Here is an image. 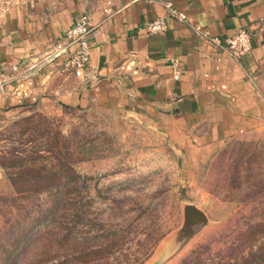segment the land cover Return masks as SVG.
<instances>
[{
	"label": "crops",
	"instance_id": "crops-1",
	"mask_svg": "<svg viewBox=\"0 0 264 264\" xmlns=\"http://www.w3.org/2000/svg\"><path fill=\"white\" fill-rule=\"evenodd\" d=\"M0 2L9 4L0 25V125L32 111L57 114L63 106L125 109L162 115L173 137L208 148L263 124L264 96L255 75L264 59V0ZM165 3L188 22L168 17ZM85 14L94 32L83 84L62 72L63 57L42 60L55 44L67 43V32ZM159 17L167 31L148 35L147 25ZM197 29L220 39L245 30L253 50L239 62L202 42Z\"/></svg>",
	"mask_w": 264,
	"mask_h": 264
},
{
	"label": "rangeland",
	"instance_id": "rangeland-1",
	"mask_svg": "<svg viewBox=\"0 0 264 264\" xmlns=\"http://www.w3.org/2000/svg\"><path fill=\"white\" fill-rule=\"evenodd\" d=\"M65 74L83 84L89 79V71L84 79ZM255 77L264 96V59ZM163 118L125 109L63 106L57 114L32 111L0 125V230L15 218L17 206H33L14 185L18 172L32 166L60 169L58 159L46 158L56 142L52 148L60 150L61 162L67 146L74 154L75 171L86 180L92 206H144L148 211L155 207L144 234L109 264H225L232 245L239 244L234 254L248 251L250 243L262 248L264 227L254 234L259 242H252L254 235L248 231L264 224V120L242 137L198 148L173 137ZM36 155L42 158L33 159ZM25 156L30 159L12 165L16 157ZM20 189L27 193L33 187ZM45 195H40L41 201H47ZM186 205L203 211L210 225L168 261L167 242L182 227ZM49 247L35 246L22 264H57L63 250L55 245V259L48 261Z\"/></svg>",
	"mask_w": 264,
	"mask_h": 264
},
{
	"label": "trees",
	"instance_id": "trees-1",
	"mask_svg": "<svg viewBox=\"0 0 264 264\" xmlns=\"http://www.w3.org/2000/svg\"><path fill=\"white\" fill-rule=\"evenodd\" d=\"M53 146L56 142L49 147L46 158L58 159L62 163L60 169L32 166L13 178L21 197L29 198L33 206H17L15 218L7 220L0 230V264H22L28 260L32 248L40 245H50L46 252L50 256L54 254L51 248L60 245L63 251L57 264H109L130 241L144 234L155 207L148 211L144 206H92L94 201L88 199L86 180L75 171L74 154L67 146L63 163L60 150H53ZM28 158L16 157L12 165L24 163ZM39 158L42 156L36 155L33 159ZM25 185L33 189L26 193L20 189ZM42 193H46L47 201H41ZM263 227V223L255 224L248 232L252 236ZM261 231L264 233V229ZM260 239L254 235L252 242ZM250 244V249L243 254L241 251L234 254L239 244L232 245V255L225 264H264V245L258 249L255 243ZM49 259L53 261L55 257Z\"/></svg>",
	"mask_w": 264,
	"mask_h": 264
},
{
	"label": "built area",
	"instance_id": "built-area-1",
	"mask_svg": "<svg viewBox=\"0 0 264 264\" xmlns=\"http://www.w3.org/2000/svg\"><path fill=\"white\" fill-rule=\"evenodd\" d=\"M164 8L168 17L182 23H187V16L175 8L172 3H165ZM9 11V4L0 2V25L5 14ZM148 35H163L168 29L165 18L159 17L151 22L146 27ZM201 41L208 43L213 48L226 51V53L233 59L244 62L253 50V42L251 35L245 31L240 30L233 36L225 39H220L211 36L209 33L196 30ZM94 32V27L90 23L89 15H82L75 22L73 27L67 32V43L62 42L55 44L50 52L43 58L42 62H52L63 57V71L68 74H73L79 79H84L88 73L91 45L90 38ZM73 47L74 50L70 51ZM174 79L179 80L180 74L178 70V63H174ZM12 71L18 72L19 67H13Z\"/></svg>",
	"mask_w": 264,
	"mask_h": 264
},
{
	"label": "water",
	"instance_id": "water-1",
	"mask_svg": "<svg viewBox=\"0 0 264 264\" xmlns=\"http://www.w3.org/2000/svg\"><path fill=\"white\" fill-rule=\"evenodd\" d=\"M210 225L207 215L195 205L184 207V221L182 227L172 234L166 246L167 260L176 257L189 244L197 239Z\"/></svg>",
	"mask_w": 264,
	"mask_h": 264
}]
</instances>
